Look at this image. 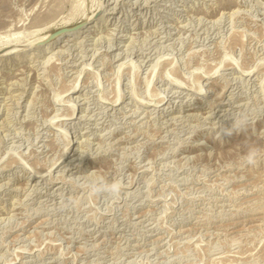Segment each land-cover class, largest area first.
<instances>
[{
	"label": "rangeland",
	"instance_id": "rangeland-1",
	"mask_svg": "<svg viewBox=\"0 0 264 264\" xmlns=\"http://www.w3.org/2000/svg\"><path fill=\"white\" fill-rule=\"evenodd\" d=\"M105 1L0 0V264H264V0Z\"/></svg>",
	"mask_w": 264,
	"mask_h": 264
},
{
	"label": "bare ground",
	"instance_id": "bare-ground-1",
	"mask_svg": "<svg viewBox=\"0 0 264 264\" xmlns=\"http://www.w3.org/2000/svg\"><path fill=\"white\" fill-rule=\"evenodd\" d=\"M96 2H97V4H96V6H97V8H96V10L94 11V13H93V15L91 16V17H86V18H84L83 20H82V22L80 23V24H83L82 25V27L81 28H79L78 30H75V31H69L68 33H65V34H63V35H60V36H58L57 38H55L54 40H51V41H48V38H49V36L51 35V34H53V33H51V34H49V33H43L41 36H39L40 35V33H42L43 31H44V29L42 28H38V27H40L39 25L37 26V28L39 29H36L37 31L35 32V33H33L34 35H35V37H36V35L37 36H39V38H38V40L36 41V42H32V43H30V44H28V45H26V49H24V50H20V48H21V46H19V44H18V39H16V38H13V39H16L17 40V42H16V44L18 45V47H15V48H11V49H7V51L5 52V51H1L2 53L1 54H3V55H8L9 53H11L12 55H14V56H16L19 60L21 59V60H23V59H25V58H29V57H31V56H45V55H47V54H49L50 52H52V50L55 48V47H57L59 44H61V43H67V42H73V41H75V40H77V39H80L81 37H83V36H85V35H87V34H89V33H91V31H96V30H100L101 29V27H103L104 26V23L105 22H109L108 20H109V18H105V16L104 15H102V12H104V8L106 7V3H107V1H105V0H96ZM149 2V1H148ZM243 2L245 3V4H249V3H256V4H262L263 3V0H243ZM135 4V3H134ZM236 5V4H235ZM234 5V6H235ZM237 6V5H236ZM255 6V5H254ZM99 10H102V12L101 13H99ZM231 10V9H230ZM233 10V9H232ZM222 13V12H221ZM222 15V14H221ZM190 17V16H189ZM197 17V16H196ZM50 22V21H49ZM71 22V21H70ZM218 22V21H217ZM46 23V22H45ZM66 23H68V22H66ZM49 24V23H48ZM47 24V25H48ZM79 25V24H78ZM77 26V25H76ZM41 27H43V26H41ZM47 27V26H46ZM73 27H75V26H73ZM73 27H70V28H73ZM47 28H49V26L47 27ZM70 28H63V29H70ZM49 30V29H48ZM60 30H62V29H60ZM33 31V30H32ZM35 31V30H34ZM57 32V31H56ZM22 33H25V32H22ZM30 33H31V31H30ZM55 33V32H54ZM6 34V33H5ZM11 34V33H10ZM20 34V33H19ZM29 34V32L27 33V34H24V35H28ZM32 34V33H31ZM135 34V33H134ZM2 35V34H1ZM4 35V34H3ZM33 35V36H34ZM5 36V35H4ZM3 36V37H4ZM15 36V35H14ZM14 36H12V37H14ZM18 35H16V37H17ZM25 36V37H26ZM29 36V35H28ZM102 36V35H101ZM9 37V36H8ZM7 37V38H8ZM20 37H21V39H20ZM18 36V38L20 39V41L21 40H23V39H25L22 35L21 36ZM30 37V36H29ZM28 38V37H27ZM32 39H34L33 37H31ZM10 39H11V36L7 39V41L9 42L10 41ZM27 40V39H26ZM25 40V41H26ZM30 40V39H29ZM4 41L5 40H1L0 39V43L1 44H6L7 43V41H6V43H4ZM13 40H11V43H14V42H12ZM19 41V42H20ZM23 43H24V41H23ZM22 42H21V44L20 45H22L23 44ZM155 43V42H154ZM9 44H10V42H9ZM7 46H8V43H7ZM15 46V45H14ZM25 46V45H24ZM4 47V46H3ZM2 47V48H3ZM13 47V46H12ZM1 48V47H0ZM4 49V48H3ZM1 56V55H0ZM2 57H5V56H2ZM8 57V56H7ZM13 57V56H12ZM12 57H10V58H12ZM9 58V57H8ZM13 59V58H12ZM12 59H7V60H12ZM6 60V61H7ZM17 61V60H16ZM5 62V60H4V58H0V68H1V66L3 65V63ZM145 64V63H144ZM248 66V65H247ZM137 69V68H136ZM212 72V71H211ZM173 75V74H172ZM139 76V75H138ZM178 76V75H177ZM204 78V77H203ZM187 84V83H186ZM72 88V87H71ZM191 88V87H190ZM161 91V90H160ZM200 91V90H199ZM198 91V92H199ZM201 92V91H200ZM204 92V91H203ZM202 93V92H201ZM154 95V94H153ZM166 95V94H165ZM64 98V97H63ZM203 108V107H202ZM74 110V109H73ZM163 110V109H162ZM68 116V115H67ZM72 116V115H71ZM180 117V116H179ZM72 119V118H71ZM68 136V135H67ZM63 139H64V141H66V137H65V135L62 137ZM71 144V143H70Z\"/></svg>",
	"mask_w": 264,
	"mask_h": 264
},
{
	"label": "water",
	"instance_id": "water-1",
	"mask_svg": "<svg viewBox=\"0 0 264 264\" xmlns=\"http://www.w3.org/2000/svg\"><path fill=\"white\" fill-rule=\"evenodd\" d=\"M83 24H79L73 28H70V29H62V30H58L57 32L51 34L48 38V41H51V40H54L55 38H57L58 36L60 35H63L65 33H68L69 31H75V30H78L79 28L82 27Z\"/></svg>",
	"mask_w": 264,
	"mask_h": 264
}]
</instances>
